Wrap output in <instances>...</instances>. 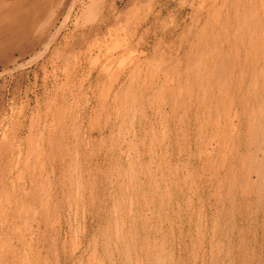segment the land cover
I'll list each match as a JSON object with an SVG mask.
<instances>
[{"label": "rangeland", "instance_id": "1", "mask_svg": "<svg viewBox=\"0 0 264 264\" xmlns=\"http://www.w3.org/2000/svg\"><path fill=\"white\" fill-rule=\"evenodd\" d=\"M18 1L0 264H264V0Z\"/></svg>", "mask_w": 264, "mask_h": 264}, {"label": "bare ground", "instance_id": "2", "mask_svg": "<svg viewBox=\"0 0 264 264\" xmlns=\"http://www.w3.org/2000/svg\"><path fill=\"white\" fill-rule=\"evenodd\" d=\"M15 2H16V1H15ZM4 3H5V2H4ZM18 3H19V4H18ZM18 3H16V4H18V7H20V9H23V6H24L25 4H27V5H29L30 7L33 8V7H35V6L37 5L38 0H35V1H32V2H31V0H19ZM22 3H23V4H22ZM2 4H3V3H2ZM14 4H15V3H14ZM3 5H4V4H3ZM5 5H6V4H5ZM29 24L31 25V23H29ZM29 24H28V25H29ZM28 25H27V27H28ZM20 26H21V25H20ZM23 27H24V26H23ZM23 27H19V26H18V29H21V30L18 31V29H17L18 32H16V30H15V33H16L15 35H14V32H13V31L11 32V33H13V35H14L13 38H17L16 35H20V37H21V36H26V34L28 33V32H27V31H28V28H27V31H26V29H23ZM15 29H16V28H15ZM24 30H25L27 33H26Z\"/></svg>", "mask_w": 264, "mask_h": 264}]
</instances>
